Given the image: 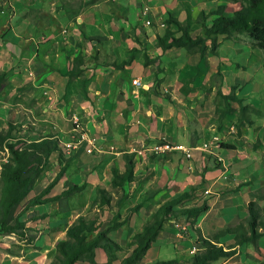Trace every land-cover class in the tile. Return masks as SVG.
Returning <instances> with one entry per match:
<instances>
[{
	"label": "crops",
	"instance_id": "crops-1",
	"mask_svg": "<svg viewBox=\"0 0 264 264\" xmlns=\"http://www.w3.org/2000/svg\"><path fill=\"white\" fill-rule=\"evenodd\" d=\"M60 1L0 0V71L5 72L8 90H20L24 119L34 125L28 141L51 132L69 159L46 197L61 195L66 183L85 186L22 214L41 216L20 217L30 233L35 228L44 232L45 241L36 243L46 250L57 246L58 238L80 216L97 230L110 226L116 216L118 225L107 236L121 248L129 246L161 205L188 193L174 210L181 209V202L191 204L185 208L204 203L207 208L193 224L186 214L167 218L136 264L190 263L203 249L200 237L216 240L224 249L232 245V234L216 238V233L245 218L249 201L262 203L264 150L251 147L264 137V65L259 49L239 40L245 39L239 34L238 39L218 34L216 54L176 46L163 50L157 37L163 36L168 15L182 23L189 14V34L204 36L194 13L204 12V7L196 0H86L72 18ZM145 7L148 25L140 15ZM232 92L261 115L248 114L251 124L241 127L240 137L225 141L231 148H214L213 137L237 130L239 105L229 100L234 111L225 112L220 95ZM72 133L77 141L66 154L64 146L70 147L67 138ZM159 141L188 146L191 157L174 151L151 154L148 148ZM216 153L221 162L215 160ZM130 163L133 180L113 186V170L123 173ZM62 164L56 153L51 154L27 198L45 188ZM98 188L108 193V204L99 203ZM94 252L95 261L105 264L104 251ZM121 252L114 264L128 254L119 256ZM75 264L88 262L79 257ZM209 264H264V231L256 246L237 245L231 256Z\"/></svg>",
	"mask_w": 264,
	"mask_h": 264
},
{
	"label": "trees",
	"instance_id": "trees-1",
	"mask_svg": "<svg viewBox=\"0 0 264 264\" xmlns=\"http://www.w3.org/2000/svg\"><path fill=\"white\" fill-rule=\"evenodd\" d=\"M215 15L210 22H206L207 15L201 14L204 36L192 37L188 30L191 25V19L187 16L185 22H179L176 18L168 15L165 18L166 29L163 36H158L157 40L160 47L165 50L172 46L182 47L188 52H198L201 55L209 50L212 54H216L218 43L215 35L223 34L231 36L234 33H245L252 42V46L264 53V0H242V6L232 15L223 14V8L219 6L214 12ZM171 26L175 31L171 30ZM176 32H180L179 36H175ZM209 40V46L206 41ZM5 72L0 71V83L4 81ZM233 90V88H232ZM226 102L225 112H233L228 103L229 100L236 101L239 105L237 110L236 128L240 132L242 126L251 124L248 114L256 111L250 105H244L241 99H238L233 92L228 95L221 94ZM221 118H218V121ZM264 133V122H263ZM8 151L6 161L0 165V182L2 184L0 197V234H13L18 239L23 240L25 233L29 230L25 226V222L20 219L22 214L29 207L59 200L63 196H67L72 192L81 191L85 186L72 185L66 183V189L61 195L46 197L51 187L56 183L59 177L64 173L68 161L60 148V143L53 135L42 137L37 141L20 140L18 144L8 143L4 146ZM224 148H231L229 144L223 145ZM53 153L57 154V161L62 166L57 172L54 179L47 184L37 195L27 198L29 192L35 186L38 177L46 168L49 162V156ZM132 163L128 164L127 169L123 173L113 170V186H121L126 181L133 180ZM98 201L101 205L109 203L108 193L98 188ZM188 193L168 201L161 205L153 214L149 224L140 232L134 234L129 246L131 250L117 264H136L140 258L146 253L151 243L155 240L158 232L161 230L163 222L176 214H186L188 217H197L199 213L207 208L204 203L198 207L174 210L173 206L179 202ZM23 202L21 211L16 212L17 207ZM138 206H135L137 208ZM248 214L245 218L239 220L238 223L219 230L215 237L219 238L226 234H232L234 243L228 245L224 249L223 245L215 244L216 240L211 238H201L203 249L197 251L193 255V259L187 264H209L210 262L223 257H229L235 252V247L243 243L257 245L258 239L263 235L264 222L259 220L260 206L255 201H249L247 204ZM32 218L41 216H31ZM118 225L116 216L112 220L110 226L103 230H97L93 222L80 216L76 223L68 228L65 232L66 237L70 240L68 243H58L54 259L49 264H75L79 257H83L88 264H98L95 261V249L100 248L107 256L105 264H114L118 257L116 253L122 248L107 236V232L114 229ZM97 230V231H96ZM94 235H90L92 232ZM153 264H181L174 260H159Z\"/></svg>",
	"mask_w": 264,
	"mask_h": 264
},
{
	"label": "rangeland",
	"instance_id": "rangeland-1",
	"mask_svg": "<svg viewBox=\"0 0 264 264\" xmlns=\"http://www.w3.org/2000/svg\"><path fill=\"white\" fill-rule=\"evenodd\" d=\"M85 1L86 0H61L60 2L62 4L63 9L68 13L69 17L72 18L76 14L77 10L82 7ZM196 1L199 3L200 7H204V12H205L204 13L203 11L200 12L194 11V13H196L195 21L197 20L200 23L202 21L201 14L207 15L206 22L207 23L210 22L211 19L215 16L211 12H214L218 6L219 8L220 7L223 8V14H225L226 16L232 15L236 10L240 9V7L242 6V0H196ZM0 8H2V6H0ZM237 34L245 38L239 40H243V41L248 40L251 43V40L249 39L248 35L245 33H234L232 34L231 39H238L239 37ZM258 52L264 65V53L261 50H258ZM5 84H6V78H4V81L1 82L0 84L2 85V87L0 86V165L2 164V162L6 161L9 155L7 149L4 146L8 143L18 144L20 140H28L27 137L28 131L34 127L32 123H30L28 120H25L26 118L24 119L25 112L23 109L24 107L23 103L21 102L20 90H17L16 92L10 91L5 87ZM253 113L261 115V113L257 110L254 111ZM225 133L226 134L224 135V137L223 136L213 137L211 139V146L219 149L223 148V145L227 144L225 143L226 140H230L231 137H234V139L237 140L236 135L237 136L239 135L238 131L235 128L227 129ZM39 134L41 135L42 133L40 132ZM49 134H51V132L45 133L44 135H49ZM77 137L78 135L76 133L75 134L72 133L67 138V141L70 143V147L64 146V148L66 149V154H69L71 152V148L73 144L77 141L76 140ZM239 141L243 142L242 136L239 139ZM254 146H256L257 148L262 146L264 150V137H263V142L260 139H255L251 144L252 148H256ZM215 160H218L217 162L219 161L221 162L222 159L219 157V154L215 156ZM50 167L51 166H49L48 168L50 169ZM1 190H2V184L0 182V197H1ZM259 193L262 199L261 205L259 204L260 205L259 220L264 222V188L260 189ZM60 206L61 207L64 206V203L62 201L60 202ZM184 206H191V204L189 203L184 204V202H181L179 207H181V209H184L185 208ZM22 208H23V202L17 207L16 212L21 211ZM32 214L35 215V213L33 212L25 216L22 215L21 217L29 219L32 216ZM187 218H188L187 220L191 224H193L194 221L196 220V217H187ZM33 231L34 233H30L31 231L27 230L23 240L18 239L13 234H0V264H49L54 259V255L56 253V246L46 250L40 244L38 245L36 241L39 242L41 240L42 238L41 236H44V232H39L40 229L37 228H35ZM43 240L45 241V239L42 238L41 244L43 243ZM69 241L70 240L66 237L65 232H63L61 237L58 238L57 243L60 242L66 244ZM199 243L200 245H202L200 240ZM129 247L130 246L128 245L122 246V252L119 253V256H123L125 252H128ZM42 248L44 249L43 253H41ZM19 257L21 259H19ZM80 258L81 260L84 261L83 257Z\"/></svg>",
	"mask_w": 264,
	"mask_h": 264
},
{
	"label": "built area",
	"instance_id": "built-area-1",
	"mask_svg": "<svg viewBox=\"0 0 264 264\" xmlns=\"http://www.w3.org/2000/svg\"><path fill=\"white\" fill-rule=\"evenodd\" d=\"M149 13L148 11V8H143L141 10V17L144 18V22L145 24H150V20L149 19H145V16H147ZM132 83L137 85L139 84V81L138 79H133L132 80ZM77 124V123H76ZM151 152V154L153 155H159V154H164V153H167V152H181L183 153L187 158H190L191 157V148L188 147V146H185L183 144H175V143H170V142H167V141H159L153 145H151L149 148H148ZM88 152H90V149L87 150ZM208 191L205 190V193H207Z\"/></svg>",
	"mask_w": 264,
	"mask_h": 264
}]
</instances>
